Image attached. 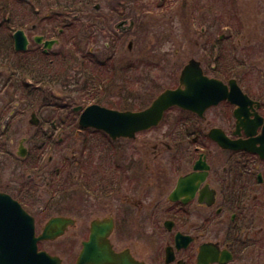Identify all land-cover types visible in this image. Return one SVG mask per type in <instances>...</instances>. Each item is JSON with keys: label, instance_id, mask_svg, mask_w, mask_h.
Wrapping results in <instances>:
<instances>
[{"label": "flooded vegetation", "instance_id": "obj_1", "mask_svg": "<svg viewBox=\"0 0 264 264\" xmlns=\"http://www.w3.org/2000/svg\"><path fill=\"white\" fill-rule=\"evenodd\" d=\"M95 1L88 15L109 25V15L99 13L101 0ZM118 1V32L125 33L135 24L126 9L134 0ZM126 20L133 22L128 26ZM38 24H30L28 45L44 51L34 36H54L37 31ZM105 37L108 44L110 36ZM211 37L205 36L202 59L190 58L199 61L205 75L221 82L225 96L201 112L173 105L158 124L116 138L82 127L78 114H40L33 123L29 119L31 130L23 127L30 133L20 136L14 152L5 141L13 123L3 121L0 153H12L15 164L0 163V192L32 218L33 237L52 216L68 221L60 236L38 239V251L58 256L59 264H77L91 221L97 220L111 223L106 238L112 252L127 254L136 264H264V147L259 140L264 137V68L251 73L224 68L223 35ZM259 51L254 47L252 54ZM165 54L159 56L161 66ZM138 56L125 60L124 109L147 107L162 89L156 76L162 68L152 70L158 67L151 61L155 57L148 51ZM175 80L165 87L178 86V76ZM148 81L160 87L147 96L143 87ZM139 83L137 91L130 89ZM227 140L245 147L227 146ZM85 218L90 221L82 239ZM15 231L14 238L20 239L14 248L28 250V221ZM65 236L66 245L51 250V243Z\"/></svg>", "mask_w": 264, "mask_h": 264}, {"label": "trees", "instance_id": "obj_2", "mask_svg": "<svg viewBox=\"0 0 264 264\" xmlns=\"http://www.w3.org/2000/svg\"><path fill=\"white\" fill-rule=\"evenodd\" d=\"M94 1L0 0L2 31L13 26L26 27L28 22L38 18L47 20L38 24L41 32L48 37H59V43L46 52L31 47L15 51L11 34L0 31V101L3 107L15 103L17 113L37 110L46 115H54V110L59 109H67L75 115L74 105L89 102L125 108V105L116 104V101L126 100L125 65L115 67L112 59L119 38L106 22L102 24L99 17L88 15ZM17 4H25L26 13L17 10ZM145 6L142 2L136 5L142 10ZM40 8L46 11L41 16ZM111 9L120 10L121 5L116 2L115 9ZM59 28H62L60 32ZM104 35L110 36L108 44L104 42L99 48L93 47ZM112 83L122 85V90L112 92L109 89ZM140 86L141 83L132 84L130 89L137 91ZM143 88L145 94H149L158 85L152 89L149 85Z\"/></svg>", "mask_w": 264, "mask_h": 264}, {"label": "rangeland", "instance_id": "obj_3", "mask_svg": "<svg viewBox=\"0 0 264 264\" xmlns=\"http://www.w3.org/2000/svg\"><path fill=\"white\" fill-rule=\"evenodd\" d=\"M30 1V0H29ZM118 0H101L99 9L102 13H107L110 19V26L114 27L115 23L122 17L121 10L116 12L110 10L108 6L115 9ZM137 1V0H136ZM142 1H133L127 5L128 18H133L135 21L134 27L119 36L118 42L114 45L113 64L115 67H121L125 64V60H134L138 58L139 53L148 51L152 53L155 59L151 60L153 64L152 70L159 71L157 77L160 78L161 88L172 85L176 82V76L182 65L190 57L202 59L205 49V36H212V40L219 35H223L222 44L225 45V51H220L221 65L227 69H242L251 73L252 69L264 68V0H144L147 3L145 10L136 7ZM221 2L222 7L218 8L217 3ZM95 4L96 1L92 2ZM118 3L121 5V1ZM215 3V4H214ZM25 4H17L16 8L20 12L26 13ZM120 8V7H119ZM39 16L46 13L44 8H40ZM119 15V16H118ZM31 23L28 22V26ZM26 27H22L29 36L33 32ZM143 27V29L141 28ZM15 26L4 29L1 32L11 34ZM116 29V28H115ZM37 31H40L37 29ZM193 35L192 40H188V36ZM132 37L134 43L131 46L132 55L128 56L127 41ZM106 41L105 35L99 44L93 43V47H101ZM109 41V40H108ZM86 46V45H85ZM208 46V44H207ZM206 46V47H207ZM259 47V52L256 55L252 54L253 48ZM166 52L163 66L159 56ZM129 58V59H128ZM157 69V70H156ZM1 79V78H0ZM118 83H121L118 81ZM148 81V85L156 88L157 83ZM156 83V84H154ZM1 86V85H0ZM159 86V87H160ZM106 87V86H105ZM158 87V88H159ZM4 88L3 86L1 87ZM122 85H112L109 89L113 91L122 90ZM156 90V89H152ZM1 93V92H0ZM156 93H153V96ZM2 94H0L1 97ZM148 96V94H146ZM100 103V102H99ZM106 105L105 103H102ZM120 106L126 105L125 102L116 101ZM0 102V108L1 106ZM127 106V105H126ZM11 104L7 105L0 115V130L3 128L5 117L9 116L12 110ZM118 108V106H116ZM115 107V108H116ZM31 110H25L14 115V119H6V124H11L8 134L5 136L7 149L15 151L18 140L21 135L28 136L29 133L23 127L30 129L28 118ZM54 115H72L69 110L54 111ZM186 115L184 113L169 112L168 115ZM40 116V113L37 112ZM16 123V125H15ZM25 128V129H26ZM31 130V129H30ZM3 139V138H2ZM4 141V140H3ZM10 141V143H9ZM13 154L7 156L5 153H0V163L15 164L11 159ZM89 218H85L82 223V239L86 238L89 225ZM67 236L59 237L56 242L51 243V250H55L60 244L62 247L66 245ZM72 247L78 248L79 244L72 243Z\"/></svg>", "mask_w": 264, "mask_h": 264}, {"label": "water", "instance_id": "obj_4", "mask_svg": "<svg viewBox=\"0 0 264 264\" xmlns=\"http://www.w3.org/2000/svg\"><path fill=\"white\" fill-rule=\"evenodd\" d=\"M14 49L25 50L28 39L23 29H16L13 34ZM37 42L42 36H35ZM55 39L43 40L45 48H50ZM131 47V42L128 43ZM180 85L176 88H167L159 93L149 106L142 110H117L97 103L86 106L80 113L79 125L82 127H96L108 133L111 137L131 136L138 130L146 129L159 122L164 110L172 105L201 112L206 106L216 103L225 96L219 87L221 82L216 78H209L202 73L199 62L190 59L183 67L179 76ZM182 85V86H181ZM81 106L74 107L75 110ZM31 123L35 120L32 113ZM264 134V127H263ZM264 147V137L259 139ZM227 140V146L245 147L244 144H232ZM24 149L20 146L19 154ZM28 221L30 237L29 249H15L13 244L16 229L22 228ZM68 221L64 217H51L46 223L43 232L33 237V221L20 209V205L9 195L0 192V264H59V258L44 251H37V239H53L63 233ZM111 223L91 221L89 239L83 242V249L77 264H136L127 254H114L106 238ZM29 254V257H27ZM19 255V259H16ZM130 262H126L129 261Z\"/></svg>", "mask_w": 264, "mask_h": 264}]
</instances>
